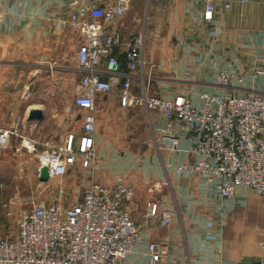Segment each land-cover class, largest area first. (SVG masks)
I'll return each mask as SVG.
<instances>
[{"label": "crops", "instance_id": "obj_1", "mask_svg": "<svg viewBox=\"0 0 264 264\" xmlns=\"http://www.w3.org/2000/svg\"><path fill=\"white\" fill-rule=\"evenodd\" d=\"M212 1L210 20L203 18L205 0L150 1L142 28L144 66L132 81L134 94H140L141 85L162 97L184 92L200 108L203 91L264 93V0ZM69 11L68 0H0V129L16 127L21 133L0 147V236L17 231L15 195L21 185L16 178L26 174L29 152L81 132L84 110L74 104L73 111L58 108L59 80L52 89H34L45 71L54 78L66 60L80 77L76 46L58 23ZM127 14L118 21L120 29L136 32L127 27ZM224 68L239 74L242 82L233 79L227 87L219 86L216 73ZM39 98L52 105L43 109ZM34 107L43 111L39 120L27 117ZM95 115V163L82 168L77 160L59 180L73 193L82 190L89 176L113 185L122 175L134 189L123 206L142 234L125 264H149L150 241L168 245V255L157 264H264V195L239 188L222 198L216 180L178 174L176 167L191 159L192 135L180 134L175 149L170 148L156 130L166 120L154 109L122 107L115 93H97ZM71 120L79 122L77 132L69 129ZM28 141L32 148L24 146ZM153 202L160 210L172 208L167 225L147 216V204Z\"/></svg>", "mask_w": 264, "mask_h": 264}, {"label": "built area", "instance_id": "obj_2", "mask_svg": "<svg viewBox=\"0 0 264 264\" xmlns=\"http://www.w3.org/2000/svg\"><path fill=\"white\" fill-rule=\"evenodd\" d=\"M68 4L70 11L58 23L76 46L80 77L72 102L84 110L81 132L69 133L59 145L42 150L38 171L45 165L49 178L61 177L77 160L82 168L95 163V96L115 93L122 107L154 109L163 116L166 122L156 130L170 148L175 149L180 134L192 135L191 159L176 167L178 174L216 180L222 198L232 197L239 188L264 195V93L203 91L200 108L184 92L162 97L147 93L141 85L136 95L132 81L144 66L145 35L142 29L125 34L118 23L131 0H68ZM214 9L213 1L205 0L203 18L210 20ZM233 79L242 82L233 70L216 73L219 86L227 87ZM11 136L21 133L16 127L0 129V147ZM23 143L33 147L29 141ZM134 195L119 175L113 185L89 176L66 204L31 198L29 207L19 211L17 231L0 236V264H125L142 234L123 206ZM146 214L161 225L174 216L169 205L160 210L156 202L147 204ZM260 245L264 249V240ZM146 252L149 264H157L168 255V245L150 241Z\"/></svg>", "mask_w": 264, "mask_h": 264}, {"label": "rangeland", "instance_id": "obj_3", "mask_svg": "<svg viewBox=\"0 0 264 264\" xmlns=\"http://www.w3.org/2000/svg\"><path fill=\"white\" fill-rule=\"evenodd\" d=\"M151 0H131L130 8L128 10L129 21L127 27L133 29L134 31L141 30L144 23L146 22L149 4ZM72 64L68 60L62 63L61 70L54 73L53 75L50 72L45 71L43 80L39 82H34V89H52L53 85H56V81L59 80L60 86V101L57 103L59 109H66L69 107L71 111L75 108L72 103L73 96L76 92V85L79 79L78 73H73L70 68ZM49 73V75H48ZM70 75V78H69ZM55 81V82H54ZM41 102H44L42 108H47L52 103H47V98H39ZM75 119V118H74ZM80 125L76 120H71L69 123V129L77 132ZM38 150V149H37ZM42 150L38 152L34 151L29 152V158L26 163V174L23 173V177H19L17 173V180L20 181V191L15 195V200H17V215L19 214L20 209L29 207V202L31 198L37 199L38 201L52 202L60 200L61 203L66 204L69 201V197L73 194L67 188H64L65 182L60 181L59 177L48 178V180L42 182L38 178V157L41 154ZM11 179V178H7ZM19 218V216H17Z\"/></svg>", "mask_w": 264, "mask_h": 264}, {"label": "water", "instance_id": "obj_4", "mask_svg": "<svg viewBox=\"0 0 264 264\" xmlns=\"http://www.w3.org/2000/svg\"><path fill=\"white\" fill-rule=\"evenodd\" d=\"M28 119H32V120H35V119H41L43 117V111L41 108H38V107H34V108H31L28 112V115H27ZM38 178L40 181L44 182L46 180H48V168L47 166L45 165H42L40 168H39V171H38Z\"/></svg>", "mask_w": 264, "mask_h": 264}]
</instances>
